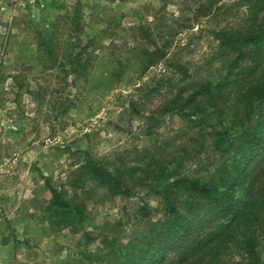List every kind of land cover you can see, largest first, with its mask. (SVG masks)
Instances as JSON below:
<instances>
[{
    "label": "rangeland",
    "instance_id": "rangeland-1",
    "mask_svg": "<svg viewBox=\"0 0 264 264\" xmlns=\"http://www.w3.org/2000/svg\"><path fill=\"white\" fill-rule=\"evenodd\" d=\"M250 10V0H0L3 264L116 263L104 237L125 249L162 219L149 185L226 168L229 156L216 149L214 130L244 115L239 95L264 80V65L252 70V60L223 50L215 32L251 27ZM257 14L259 22L264 12ZM146 50L159 58L146 73H132L129 85L121 81L104 98L89 89L101 54L132 58ZM207 82L217 85L213 97L194 94ZM175 98H191L187 110L201 102L198 117L210 113L212 124L165 112ZM87 153L123 173L132 193L85 179L77 168ZM256 167L264 180V158ZM47 182L86 207L87 223L48 216ZM254 201V211H264V201ZM256 234L264 258V236ZM225 252L217 264L241 257L236 246Z\"/></svg>",
    "mask_w": 264,
    "mask_h": 264
},
{
    "label": "trees",
    "instance_id": "trees-1",
    "mask_svg": "<svg viewBox=\"0 0 264 264\" xmlns=\"http://www.w3.org/2000/svg\"><path fill=\"white\" fill-rule=\"evenodd\" d=\"M250 3L254 22L251 27L222 29L216 31L215 36L223 50L237 52L238 58H250L255 64L252 70H255L264 65V15L258 22L257 14L264 12V0H250ZM156 51L146 50L132 58L113 52L101 54L90 74L89 89L104 98L121 81L129 85L132 73L142 75L157 62L159 56ZM216 88L217 85L207 82L194 94L213 97ZM190 99L180 101L175 98L172 104L164 107V111L182 113L195 125H211L207 118L211 117L210 113L198 117V113L205 109L201 102L187 110L186 104L191 102ZM239 101L246 108L244 115L235 117L230 124L224 123L228 120H222L223 128L214 130L216 149L222 156H229L225 160L226 168H221L216 176L184 175L158 186L149 185L151 195L158 196L162 203V219L153 225L142 241L125 249L116 248L118 238L104 237L103 243L117 259L113 264H188L208 255L205 264H217L221 256L227 255L226 249L235 246L241 253L235 264H264L256 234L259 230L264 236V211H254V199L264 201V180L260 168L256 167V163L264 158L263 78L241 93ZM215 111H219L218 106ZM94 114L91 111L87 117ZM77 170L85 179L107 186L115 193L125 196L132 193L123 173L111 171L88 153ZM78 180L83 182L81 178ZM257 184L260 186L254 194ZM47 187L51 193L50 202L45 207L48 216L59 218L65 224L87 223L89 216L81 202L70 198L63 188L49 182ZM255 224L259 227L255 228ZM199 229L200 232L194 234ZM173 252L168 260H164ZM89 259L93 261L91 256ZM159 260L163 261L158 263Z\"/></svg>",
    "mask_w": 264,
    "mask_h": 264
},
{
    "label": "built area",
    "instance_id": "built-area-1",
    "mask_svg": "<svg viewBox=\"0 0 264 264\" xmlns=\"http://www.w3.org/2000/svg\"><path fill=\"white\" fill-rule=\"evenodd\" d=\"M0 264H3L2 251H1V244H0Z\"/></svg>",
    "mask_w": 264,
    "mask_h": 264
}]
</instances>
